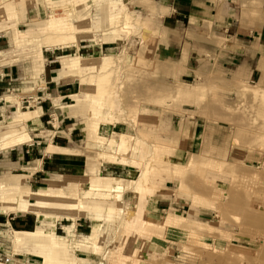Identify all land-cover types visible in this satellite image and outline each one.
I'll use <instances>...</instances> for the list:
<instances>
[{
    "label": "rangeland",
    "instance_id": "rangeland-1",
    "mask_svg": "<svg viewBox=\"0 0 264 264\" xmlns=\"http://www.w3.org/2000/svg\"><path fill=\"white\" fill-rule=\"evenodd\" d=\"M94 2L0 0V35L9 40L0 69L18 66L0 89V150L32 143L48 154L72 130L66 147H74L62 153L79 154L76 174L0 175L3 213L26 217L28 232L42 225L38 215L54 229L16 245L12 228L0 227V243L28 264L42 261L28 251L62 250L64 264H264V58L261 80L236 83L217 71L170 78L146 55L158 34L150 39L121 5L102 24ZM107 29L123 30L126 45L101 48ZM81 58L104 67L77 73L59 62L72 59L75 69Z\"/></svg>",
    "mask_w": 264,
    "mask_h": 264
},
{
    "label": "crops",
    "instance_id": "crops-1",
    "mask_svg": "<svg viewBox=\"0 0 264 264\" xmlns=\"http://www.w3.org/2000/svg\"><path fill=\"white\" fill-rule=\"evenodd\" d=\"M95 1L103 24L111 14L108 7L109 0ZM115 1H117L118 6H124V11L130 13L139 23L146 24L147 27L144 28V31L150 39L152 34H158L156 42L149 43L146 55L148 61L153 60L165 65L171 72L170 78L173 76L179 79L192 78L196 73L204 74L209 71H217L225 79L234 80L236 83L251 81L255 77L261 80L262 74L258 69V65L264 58V0ZM85 19L86 14L82 17V20ZM92 22L96 23L98 21L92 20ZM83 29V31H87L89 28L86 25ZM106 31L105 35L101 33L104 37L101 39V48L108 49L107 47L113 44L118 47L120 42L126 45L128 36L123 30L117 31L115 35L111 32L108 33V29ZM7 34L10 41L13 42L14 38L11 39V33ZM119 34L121 35V41L118 38ZM109 38L116 41L105 40ZM133 41L135 43V40ZM7 43H9V40L6 41V36L0 35V49L4 48ZM87 46L89 45L79 43V51ZM4 51H1V55L6 57ZM13 54H7L5 59H11ZM75 56L77 57V55ZM61 60L59 59L60 63ZM65 61L69 65L72 59H65ZM57 62L58 60H48L47 66L54 65ZM17 67L15 64H7L0 69V89L3 85H8L11 80L18 77ZM47 70L49 73L55 71L51 68H47ZM42 74L46 84H54L55 90L61 87L56 80H53L54 76L48 77L47 81L46 68H43ZM68 89V87L65 88V90ZM113 133L115 132L112 131ZM60 138L64 141L63 145L57 144L54 146L49 144L48 148L51 149V152H48V154L40 150L33 152L32 148L27 153L25 147L27 143L7 150H0V175L11 172H25L29 174L33 181H40L49 179L50 175L55 172L52 170L67 169V171L73 172L72 174H76L79 170L77 165L79 160L71 157H76L79 154L62 153L66 151L63 148L68 149L66 146L73 144V131L71 130L66 136ZM0 147H3V145L0 144ZM71 147L74 146H70L68 150H71ZM111 169L115 170V168ZM0 215V227L12 228L13 231L22 233L28 232L26 217L21 216V214L20 216L4 213ZM77 225L80 230L87 227L81 226V223ZM5 248L9 249V247H3V244L0 243V249L8 251ZM28 254L36 256L30 251H28ZM17 261L21 262L20 260Z\"/></svg>",
    "mask_w": 264,
    "mask_h": 264
},
{
    "label": "bare ground",
    "instance_id": "bare-ground-1",
    "mask_svg": "<svg viewBox=\"0 0 264 264\" xmlns=\"http://www.w3.org/2000/svg\"><path fill=\"white\" fill-rule=\"evenodd\" d=\"M119 6L115 5V4H111L109 5V10L112 14H114L118 9ZM114 17V16H113ZM118 17V16H117ZM116 17V18H117ZM109 21V20H108ZM107 19H106V23L108 25V22ZM116 25V24H115ZM68 36V35H67ZM68 37H65V36H61L59 37L58 41H64L66 40ZM64 59V58H63ZM60 62V61H59ZM87 64V60L81 58L80 59V65L72 68V66H70V64L68 65L67 62L65 60H62L61 61V65H62V69L63 70H69V71H75L77 73H80V72H83V71H91V73H97L98 70L100 69H103L104 65L102 64H99V63H91L89 64L88 66H86ZM101 85L98 84L97 85V88H100ZM4 99L7 98L6 97H3ZM5 102H9L8 100H6ZM247 118V117H246ZM220 122V121H219ZM222 122V121H221ZM248 124V123H247ZM233 125V124H232ZM236 126V125H235ZM246 126V125H245ZM237 131V130H236ZM236 135V134H235ZM240 139V138H239ZM241 140V139H240ZM238 141V140H237ZM244 141V140H243ZM242 141V143H243ZM248 145V144H247ZM99 180V179H97ZM96 180V181H97ZM102 181V180H101ZM100 181V182H101ZM98 182V181H97ZM91 184V183H90ZM94 183L91 184V186L93 185ZM102 184H104V186H101ZM99 183L97 185L94 184L95 188L97 186H101L102 187V192H107L109 191V186L108 185H105V181L104 183ZM93 188V187H92ZM94 188V189H95ZM98 188V187H97ZM139 188V187H138ZM89 189V187H88ZM140 189V188H139ZM92 190V189H91ZM101 191V190H100ZM81 203V202H80ZM81 206V204H80ZM7 207H1L0 208V213H3V212H6L7 210H10V208L6 209ZM28 210L27 207L25 206H21L19 207V210ZM29 211V210H28ZM40 215H38V221L41 222L42 225L40 226H37V228L35 230H33L32 232H25V233H22V232H17V231H13L11 230L10 234H9V240L10 242H13L14 244L16 245H20L21 243L23 242H29L30 240H33V239H37V238H40V239H46V238H49L50 235L53 233L54 229H53V224H51V222H48V223H44V219L40 218L39 217ZM45 217V215H44ZM53 223V222H52ZM92 237V236H91ZM22 245V244H21ZM33 254V253H32ZM34 255L40 257L42 259V261L39 263V264H64L61 259L63 258H66V255L64 253V251H56L54 254H52V252H38V253H34ZM25 264H28L29 262H24ZM0 264H4V263H0Z\"/></svg>",
    "mask_w": 264,
    "mask_h": 264
},
{
    "label": "built area",
    "instance_id": "built-area-1",
    "mask_svg": "<svg viewBox=\"0 0 264 264\" xmlns=\"http://www.w3.org/2000/svg\"><path fill=\"white\" fill-rule=\"evenodd\" d=\"M1 77V75H0ZM26 150L27 153H29L30 148L33 147V144H26ZM16 258H21V259H16ZM14 260H21L23 262H30L29 259H25V256L21 254H13L12 252L5 251L3 249H0V263L4 264H12Z\"/></svg>",
    "mask_w": 264,
    "mask_h": 264
}]
</instances>
